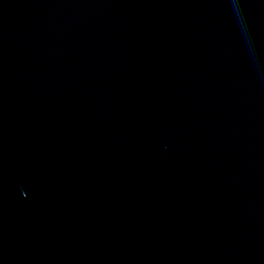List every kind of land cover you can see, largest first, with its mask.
Segmentation results:
<instances>
[{"label": "water", "instance_id": "95a60500", "mask_svg": "<svg viewBox=\"0 0 264 264\" xmlns=\"http://www.w3.org/2000/svg\"><path fill=\"white\" fill-rule=\"evenodd\" d=\"M0 264H264V0H0Z\"/></svg>", "mask_w": 264, "mask_h": 264}]
</instances>
